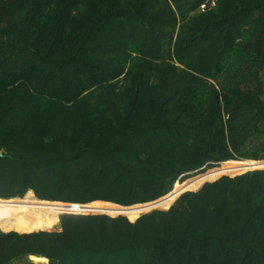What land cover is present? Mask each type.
I'll return each mask as SVG.
<instances>
[{
    "label": "trees",
    "instance_id": "trees-1",
    "mask_svg": "<svg viewBox=\"0 0 264 264\" xmlns=\"http://www.w3.org/2000/svg\"><path fill=\"white\" fill-rule=\"evenodd\" d=\"M0 150L2 200L120 207L264 161V0H0ZM209 181L134 222L0 212V264H264V169Z\"/></svg>",
    "mask_w": 264,
    "mask_h": 264
},
{
    "label": "bare ground",
    "instance_id": "bare-ground-1",
    "mask_svg": "<svg viewBox=\"0 0 264 264\" xmlns=\"http://www.w3.org/2000/svg\"><path fill=\"white\" fill-rule=\"evenodd\" d=\"M264 167L263 161H226L223 163L222 172L228 176H233L234 174H240L245 172V170H250L253 168ZM201 178L185 182L183 184H174L172 190L168 193L169 195L177 196L180 192L185 189H193L197 186L196 182ZM167 197V196H166ZM161 198L153 204L146 205H135L132 207H120L110 203L104 202H93L86 206V209L94 210L95 212L106 213L110 216L124 215L129 220H134L141 213L151 208L153 205H168L170 200L168 198ZM24 211L28 213H33L36 215L51 213L59 214L68 210L67 205L58 202H46L36 199L32 193H27L22 199H10L2 200L0 199V212L3 211ZM36 262H46L43 258L31 257Z\"/></svg>",
    "mask_w": 264,
    "mask_h": 264
},
{
    "label": "rangeland",
    "instance_id": "rangeland-1",
    "mask_svg": "<svg viewBox=\"0 0 264 264\" xmlns=\"http://www.w3.org/2000/svg\"><path fill=\"white\" fill-rule=\"evenodd\" d=\"M237 162V161H236ZM222 167H223V163L218 167V168H213V169H209V170H206L205 172H203V173H201V174H198V175H196V176H194V177H192V178H189V179H187L186 181H184L183 183H185V182H188V181H191V180H195V179H197V178H201L200 180H198V182H196V184H197V186H195L193 189H185V190H190V191H193V190H196V189H198L203 183H205L206 181H209V180H212V179H214V178H216V177H218V176H221V175H226L224 172H222V171H220V170H222ZM251 170V169H250ZM245 171H247V170H245ZM235 175V174H234ZM231 176V175H230ZM183 183H181V184H183ZM184 190V191H185ZM33 194V193H32ZM26 196V195H25ZM24 196V197H25ZM34 196V195H33ZM167 196V197H166ZM166 196H164V197H166V198H168L169 200H170V202H169V204L168 205H153L152 207H155V208H158V209H166V208H168L171 204H172V202L174 201V199L176 198V196H173V195H169V194H167ZM23 197V198H24ZM163 197V198H164ZM15 199H17V198H15ZM20 199H22V198H20ZM158 201V200H157ZM156 201V202H157ZM153 203H155V202H153ZM153 203H150V204H153ZM149 210V209H148ZM147 211V210H146ZM146 211H144L143 213H145ZM7 213V212H10V211H3L2 213ZM143 213H141V214H143ZM140 214V215H141ZM139 215V216H140ZM61 215H59V217H60ZM59 217H58V219H59ZM127 218V217H126ZM137 218V217H136ZM135 218V219H136ZM128 219V218H127ZM129 220V219H128ZM130 221H134V220H130ZM58 222H59V220H58ZM59 229V223H57L52 229H50V230H46V231H57ZM0 232H3V233H7V232H16V231H1L0 230ZM16 233H18V232H16ZM41 264H47V262H44V263H41Z\"/></svg>",
    "mask_w": 264,
    "mask_h": 264
},
{
    "label": "water",
    "instance_id": "water-1",
    "mask_svg": "<svg viewBox=\"0 0 264 264\" xmlns=\"http://www.w3.org/2000/svg\"><path fill=\"white\" fill-rule=\"evenodd\" d=\"M3 156V154H2V151L0 150V157H2ZM264 162V161H263ZM264 169V167H262V168H253V169H251V170H247V171H245V172H243V173H246V172H249V171H254V170H263ZM243 173H240V174H243ZM240 174H236V175H240ZM236 175H233V176H228V175H222V176H228V177H234V176H236ZM222 176H220V177H222ZM220 177H218L217 179H219ZM217 179H215V180H217ZM215 180H213V181H215ZM213 181H209V182H213ZM206 183V182H205ZM204 184V183H203ZM202 184V185H203ZM201 185V186H202ZM200 186V187H201ZM199 187V188H200ZM198 188V189H199ZM198 189H196V190H198ZM196 190H193V191H196ZM188 191H190V190H185V191H182V192H180L179 194H177V196H176V198L174 199V201L181 195V194H183L184 192H188ZM159 200V199H158ZM157 201V200H156ZM156 201H154V202H156ZM174 201L172 202V204L174 203ZM151 203H153V202H151ZM147 204H150V203H147ZM171 204V205H172ZM65 205H67V207H68V210L67 211H65V212H63L61 215H63V214H76V215H106V216H110V215H108V214H106V213H102V212H95L94 210H90V209H86V206L88 205V204H86V205H79V204H65ZM138 205H146V204H138ZM170 205V206H171ZM133 206H135V205H133ZM170 206L168 207V208H166V209H158V208H155V207H151V208H149V210H147L145 213H143V214H141V215H144V214H146V213H149V212H151V211H154V210H167V209H169L170 208ZM130 207H132V206H130ZM140 215V216H141ZM117 216H124V215H116V216H110V217H117ZM140 216H138L137 218H139ZM125 217V216H124ZM136 218V219H137ZM136 219H134V221L136 220ZM59 220V219H58ZM134 221H131V222H134ZM33 232H37V231H33ZM29 233H31V232H29ZM20 234H24V233H20Z\"/></svg>",
    "mask_w": 264,
    "mask_h": 264
}]
</instances>
